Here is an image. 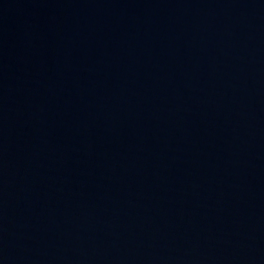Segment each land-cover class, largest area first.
<instances>
[{
    "label": "water",
    "instance_id": "1",
    "mask_svg": "<svg viewBox=\"0 0 264 264\" xmlns=\"http://www.w3.org/2000/svg\"><path fill=\"white\" fill-rule=\"evenodd\" d=\"M0 264H264V0H0Z\"/></svg>",
    "mask_w": 264,
    "mask_h": 264
}]
</instances>
